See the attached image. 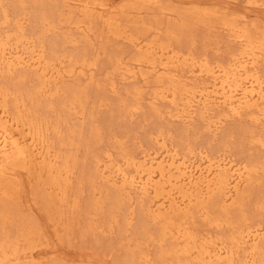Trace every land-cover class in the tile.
<instances>
[{"label":"rangeland","instance_id":"1","mask_svg":"<svg viewBox=\"0 0 264 264\" xmlns=\"http://www.w3.org/2000/svg\"><path fill=\"white\" fill-rule=\"evenodd\" d=\"M70 1L0 2V34L8 31L14 43L17 21L26 15L30 18L26 36L37 44L44 43L49 58L65 60L63 71L72 67L76 70L71 78L60 82L61 93L52 97L42 94L41 80L35 74L21 79L0 76V91L12 94L9 107L13 114L17 113L18 101H24L27 121L50 130L54 152L62 153L64 163L73 172L70 184L59 182L67 193L62 202L45 173L29 175L21 171L20 180L13 186V200L6 203L7 207L13 203L7 217L10 219H0V244L13 245L21 240L19 264H194L178 259L173 239L160 242L164 225L147 215L149 202H141L136 196L131 200L125 195L120 197L117 188L97 175L98 163H104L108 154L115 161L140 159L144 151L159 149L155 140L163 134L182 155L197 157L201 150L212 156L226 153L239 163L261 168L264 148L258 141L264 140V132L247 119L229 121L218 136H213L207 124L198 119L191 126L171 120L168 105L152 104L153 78L149 76L145 83L121 79L117 60L133 66L139 54L119 34L128 31L147 43L156 42L166 49L165 61L169 54L172 57L180 53L197 59L206 57L210 64H226L237 48L228 42L221 29L223 22L241 25L248 21L251 31L261 36L264 8L250 6L251 0H98L115 7V12L118 9L117 14L122 10L124 13L117 17L118 26L112 28L93 19L89 23L92 32L84 37L75 27L81 16L66 5ZM4 11L10 16L8 24H4ZM83 63L87 67L81 69ZM93 64L96 66L88 67ZM244 194L240 205L227 212L211 206L209 218L195 214L189 221L191 230L203 238L211 236L208 239L212 241L228 242L236 236L238 226L264 227V210H260L264 173L256 175ZM216 220H228L229 224L217 228ZM29 233L31 237L25 240L23 236ZM28 254L35 255L32 262ZM145 256H149L148 263Z\"/></svg>","mask_w":264,"mask_h":264},{"label":"bare ground","instance_id":"2","mask_svg":"<svg viewBox=\"0 0 264 264\" xmlns=\"http://www.w3.org/2000/svg\"><path fill=\"white\" fill-rule=\"evenodd\" d=\"M70 4L66 3L68 9H72V12L74 10L82 18L75 27L84 37L92 32L89 23L93 19H99L112 28L118 22L119 14L124 13L122 10L117 14L118 9L115 12V7L110 8L98 0H71ZM249 4L257 9L264 8V0H251ZM3 16L4 24H8L10 16L6 11ZM29 19L25 15L17 21L18 36L14 43L8 31L0 34V76H17L15 78L21 79L24 75L35 74L41 80L43 95L58 96L61 93L60 82L71 78L76 70L72 67L70 71H63L65 60L56 62L49 58L44 43L37 44L34 39L26 36ZM221 29L226 32L228 42L237 48L226 64H210L206 57L197 59L180 53L172 57L169 54L165 61V48L156 42L147 43L124 31L119 34L120 39L134 48L139 58L133 66L123 59L117 60L121 79L125 82L145 83L149 76L153 78L155 91L152 104L168 105L170 119L185 126H191L198 119L207 124L213 136H218L229 121L247 119L264 132V34L257 36L253 33L248 21L241 25L224 21ZM95 66L93 64L88 67ZM80 67L85 68L87 64L83 63ZM113 89L116 88L113 86ZM11 96L9 91H0L1 220L10 219L7 217L13 203L9 208L6 203L14 197L13 186L20 180L21 171L29 175L45 173L53 182L62 202L66 200L67 193L62 190L59 182L64 180L68 185L73 176V172L64 163L62 153L54 152L50 130H45L40 123L27 121L23 114L27 106L22 100L17 103V113L13 114L9 107ZM138 109L135 108L133 112ZM155 112L160 116L163 114L159 109H155ZM55 132L58 134V130ZM258 142L259 147L264 148V140ZM155 144L159 149L144 151L140 159L115 161L112 154H108L104 163H98L97 175L105 183L117 188L120 197L125 195L131 200L136 196L141 202H149L147 215L155 223L162 222L164 225L160 242H165L167 238L173 239L176 242L174 252L179 260H191L194 264H264V227L238 226L236 236L226 242L220 239L209 240L211 236L203 238L189 226L195 214L209 218L211 206H218L224 212L230 207L239 206L245 189L254 183L259 172L264 173V163L261 168L251 167L235 161L226 153L212 156L203 150L197 157L191 158L169 145L163 134L155 140ZM260 208L264 210V202ZM214 224L222 228L229 223L228 220H216ZM23 237L28 240L31 234ZM20 242L18 240L13 245L0 244V264H19L22 258ZM34 256L31 254L28 260L32 262ZM145 260L148 263L149 256H145Z\"/></svg>","mask_w":264,"mask_h":264}]
</instances>
